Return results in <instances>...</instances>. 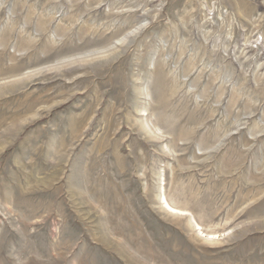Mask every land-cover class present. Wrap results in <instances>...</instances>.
<instances>
[{"label":"rangeland","instance_id":"obj_1","mask_svg":"<svg viewBox=\"0 0 264 264\" xmlns=\"http://www.w3.org/2000/svg\"><path fill=\"white\" fill-rule=\"evenodd\" d=\"M0 264H264V0H0Z\"/></svg>","mask_w":264,"mask_h":264}]
</instances>
